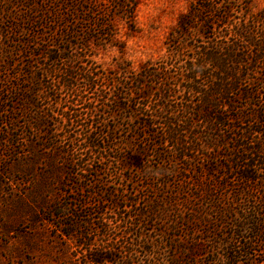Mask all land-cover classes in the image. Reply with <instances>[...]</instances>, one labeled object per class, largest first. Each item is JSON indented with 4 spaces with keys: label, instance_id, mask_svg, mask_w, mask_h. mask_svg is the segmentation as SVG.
Returning <instances> with one entry per match:
<instances>
[{
    "label": "trees",
    "instance_id": "16d2710c",
    "mask_svg": "<svg viewBox=\"0 0 264 264\" xmlns=\"http://www.w3.org/2000/svg\"><path fill=\"white\" fill-rule=\"evenodd\" d=\"M44 1V4H39L35 0H17V5L23 6L24 10H20L22 13L17 14L18 17L14 18L17 19L13 28L14 35L19 38L16 43L20 44L19 47H23L27 52L28 49L38 48L39 44L38 42L31 43L30 39L25 37H29L32 32L44 37V31H51L52 37L46 42V46H42L44 50L38 56L46 57L49 63V70H46L47 75L49 76L50 73L59 74L58 85H63L69 96L73 100L77 99L83 108L80 110L69 106L57 114L53 109H50L52 114L41 110L37 102L41 88L40 90L33 88L35 86L33 79L31 80L34 82L32 86L19 89L21 96L19 101L10 100L11 95L14 94L13 90H17V88L14 83H11L10 78H7L6 73L11 69L17 70L19 64L15 62L16 53L9 46L0 50V116H8L10 123L15 125L20 121L16 108V104H19L21 112L33 108L36 110L38 118L35 122L39 129L50 127L48 124L50 119L57 121V124H54L55 127L59 126L58 122L61 123L67 129L60 136L61 155L69 162L71 174L82 176L87 173L86 171L94 162L95 155L100 156L98 160L105 164L103 155L110 153V150L113 149L111 147L113 142L110 141V138L122 127L120 124L113 128L108 127V132L105 133L100 129L102 127L99 125L102 123L100 122L101 117L110 115L116 117L118 112L130 109L132 112L129 120L135 119L136 121L135 124L129 126V131L133 132L131 137L141 142L149 140L156 155L163 158L155 172L157 176L153 175V181L159 188L157 190L159 192L149 200V205L144 211L133 217L119 216L121 211H127L125 209L128 207H119L118 204H115L119 218L115 217L107 221H105L103 212H100L101 218L97 217L102 221V235L98 234L100 242L97 243L93 239L94 229H88V226H91L89 221L92 220H78V208L75 209V212H71L73 206L68 198L53 207L54 226L61 236L75 240L77 254L78 249L84 250L85 254L81 264H165L160 259L164 255L167 257L166 264H191V259H198L205 255L203 253H208V249L207 244L202 240L190 239V235L201 233L200 228L203 223H207L208 232H211V225L221 230L218 223L224 228L228 225L229 216L227 212L214 206L211 209L215 212L216 217L211 218L206 212L202 218V211L206 207L194 203L204 197L202 191L198 190L196 196H191L188 190L175 189L168 192L166 188L172 186L170 177H176L174 184L181 187L190 188L189 185L197 187L198 178L193 179L192 177L204 173L203 159H207L209 162H218L219 157H222L230 163L233 161L230 159H236L237 154L234 158L231 153L235 149L228 146V139L222 131V127L234 119L230 117L231 112L242 111L246 108L241 103L242 100L249 99L254 93H257L252 88L256 84L255 81L262 82L264 86V78H261L259 66L255 65H264V11L255 13L251 6V0H223L227 3V7L224 9V17L220 19V23L227 31H230V34L223 35L226 41L215 37L207 42L202 41L205 43L203 46H194L195 54L193 55L196 58L192 57L187 60V64L182 67L183 73L181 72V76L177 77L176 74H173L169 60L176 54L185 57L183 39L189 35L194 23H205L200 19V15L203 10H210L209 7L200 4L198 9L192 6L187 13L179 18L176 29L167 38L166 43L169 49H172L165 56L166 61L155 64L147 62L142 64L139 69L128 64L111 70L112 68L98 67L94 62L85 63V55L81 53L70 54L68 52L66 54L69 49L65 48L66 46L73 49H78L79 46L87 48V44L96 42L98 43L96 46L100 47L105 40H108V37H112L113 20L105 23L101 20V17L107 15V12L102 8L103 3L99 0ZM11 3L15 4L14 1ZM115 8L121 10L126 16L130 14L129 19L134 21L136 10L133 1L117 0ZM97 16L99 17L97 18ZM87 22L94 24L91 27H83ZM213 25L215 24L212 23V26H209L205 23L204 28L212 30ZM231 38L232 42H229L228 40ZM35 55L37 56V54ZM252 65H254V69L251 71L257 73L256 77L251 79L246 76L244 78L243 71H250ZM29 68H32V65L29 64ZM1 75L5 76V80ZM28 75H25L27 77L24 79L25 82H29ZM12 77L20 81L22 76L15 73ZM149 79L160 81L163 84V87L158 90L161 93L156 108H153L149 102L154 96L152 84L150 86L147 84ZM185 83L187 86H184L182 90L181 87ZM243 86L246 87L244 90L241 88ZM235 88H239L240 95L235 94ZM45 89L55 92L58 88L51 80ZM112 89L115 91L114 93L110 92ZM87 94H92L93 98ZM112 97L115 99L111 100ZM236 97H238L237 100ZM46 99L52 100L48 96ZM137 99L145 101L142 107L132 108L129 106L132 100ZM146 102L147 104H145ZM10 103L15 106L11 107ZM54 103L58 105L57 100ZM113 104L116 105L117 111L108 112L107 108ZM12 113L16 116H13ZM83 121H87L88 124L86 125L85 138L81 139L74 136L73 133H84L81 125ZM48 134H50L49 130H45V135ZM54 135L59 134L54 133ZM240 138L243 137L240 136ZM50 141L51 148L56 150L58 142H53L52 138ZM221 143L226 146L222 149L225 150V154L220 153L222 151L220 150ZM242 151H247L244 146H242ZM144 153H146V149H143ZM115 161L120 164L122 170L134 171L136 169L138 173L145 174L147 178H149L148 174L151 176L153 173L150 166L144 165L142 153L137 151L135 144L130 154L124 155L123 158L115 157ZM199 165L202 166L201 170H198ZM223 165L226 167L221 161L218 168L222 169ZM254 167L247 162L244 168L246 179H251L254 171H258ZM72 170L77 172L74 173ZM75 185L81 187L80 182L73 183L70 186L73 192ZM75 189L79 191V188ZM209 196L214 201L218 199L212 194ZM134 205L137 206V202H134L131 207ZM186 214H189L190 217ZM90 215L93 216V214ZM196 215L199 218H196ZM136 218L147 219L162 225L167 223V218L170 220L171 225L159 230V235L163 238L166 236L170 243L168 256L155 244L154 240H149V238L147 241L150 247L148 249L144 247L140 251L141 241L136 238L131 240L130 231L128 232L125 228L120 231L122 234L117 235V228L122 224H127L128 219L134 222L129 223L130 227H135ZM262 225L261 222H258L257 232L263 231V229L261 230ZM184 230L189 233L186 237L175 234ZM140 239L142 240V237ZM138 241L139 244H137ZM222 241L225 244L226 241ZM225 245L227 247L223 254L226 259L225 264L227 262L233 264L244 246L235 243ZM77 254L75 258L78 261L80 257Z\"/></svg>",
    "mask_w": 264,
    "mask_h": 264
},
{
    "label": "rangeland",
    "instance_id": "374dc122",
    "mask_svg": "<svg viewBox=\"0 0 264 264\" xmlns=\"http://www.w3.org/2000/svg\"><path fill=\"white\" fill-rule=\"evenodd\" d=\"M12 1L15 2L14 5ZM99 1L103 3L102 8L107 12V15L101 17L102 22H109L111 19L114 22L112 37H108V40H105L100 47L96 46L98 45L96 42L87 44V48L80 46L78 49L68 46L65 48L69 49L66 54L68 52L70 54L81 53L85 55V63L94 62L96 66L104 69L115 70L118 66L128 64L139 69L147 62L155 64L166 61L165 56L172 49H169L166 43L167 38L176 29L179 18L192 6L198 9L200 4L209 7L210 10L202 11L200 19L209 26H212V23L215 25L212 30H205V23H194L189 35L183 39L185 57L176 54L169 60L173 74L177 77L181 76V72L183 73L182 67L187 64V60L192 57L196 58L193 55L195 54L194 46H203L205 43L202 41L207 42L215 37L225 40L223 35L230 34V31H227L220 23V19L224 17V9L227 7V3L223 0H131L135 3L134 21L129 19L130 14L126 16L121 10H116L117 0ZM35 2L45 3L44 0H35ZM17 3V0H0V50L10 46L16 53L15 62L19 64L17 70L11 69L6 73L7 78L9 77L11 83H14L17 88L13 90L14 94L11 95L10 100L19 101L21 98L19 89L32 86L35 82L33 88L35 90L41 88L37 99L41 110H46L49 114H52L50 109L55 110L57 114L69 106L82 110L83 106L78 103L77 99L73 100L64 86L58 85L59 74L47 75L46 70H49V63L46 57L38 56L44 50L42 46H46V42L52 37V32L44 31V37L32 32L29 37H25L30 39L31 43L38 42L39 44L38 48L28 49L27 52L16 43L19 38L14 35L13 28L17 21L14 18L22 13L20 10H24V7ZM251 6L255 13L264 11V0H251ZM93 24L87 22L83 27H91ZM34 30L37 29L34 28ZM228 41L232 42V38ZM29 64L32 68H29ZM255 65L259 66L261 78H264V65ZM253 69L254 65L250 67V71H243L244 78L246 76L251 79L255 78L257 73L252 72ZM15 73L22 76L20 81L12 77ZM26 74H29V82L24 81L27 79ZM1 76L5 80V76ZM32 79L34 82L31 81ZM51 80L57 85L58 89L55 92L45 89ZM255 82L252 88L257 93L249 99L242 100L241 103L246 108L242 111L231 112L230 117L234 119L222 127L228 139V146L235 149L231 151L232 157L235 158L237 154L236 159H230L234 163L222 157H219L218 162L203 159L204 173L192 177L193 179L198 178L197 187L193 185H189L190 188L181 187L174 184L176 177H170L172 186L166 188L168 192L175 189L188 190L191 196H196L198 190L202 191L204 197L194 202L196 205L206 207L202 211V218L206 212L211 218H215L216 214L211 209L214 206L227 212L229 216L228 225L224 228L218 223L221 230L211 225V232H208L207 223H203L200 228L201 233L190 235V239L202 240L207 244L208 249V253H203L205 255L198 259H191V264H225L226 259L223 254L227 249L225 244L229 243L244 246L233 264H264V86L262 82ZM147 84L149 86L152 84L154 96L149 102L153 108H156L161 93L158 90L163 87V84L150 79L147 80ZM184 86H187L186 83L181 87L182 90ZM244 86L241 87L243 90L246 88ZM110 92L115 91L112 89ZM234 92L236 95L241 94L239 88H235ZM47 96L52 100H47ZM87 96L93 98L92 94H87ZM113 99L115 97L111 100ZM55 100L58 101V105H55ZM140 100H132L129 106L142 107L145 101ZM10 105L15 106L13 103ZM16 108L20 121L15 125L10 123L8 116H0V264H81L85 252L78 249L77 254L75 240H69L57 231L52 221L53 207L68 198L73 206L71 212H75L78 208V220H92L89 221L91 226H88V229H94L93 239L98 243L101 240L98 234L102 235V221L97 218H101L100 212H103L105 221L118 217V211L115 209V204H118L119 207H128L125 209L127 211H121L119 216L133 217L144 211L149 205V200L158 194L159 188L153 181V175L157 176L155 172L163 158L156 155L149 140L141 142L131 137L133 132L129 131V126L135 124L136 121L135 119L129 120L132 110L128 109L118 112L116 117L110 115L100 119L102 122L99 124L102 125L100 129L105 133L108 132V127L113 128L118 124L122 126L120 131L110 138L113 142L111 144L113 149L110 153L103 155L105 164L98 160L100 156L95 155L94 162L86 171L87 173H82L84 174L82 176L73 175L69 169L71 168L69 162L61 155L60 136L67 129L59 122V126L55 127L54 124H57L55 119L48 121L50 127L39 129L35 122L38 116L34 108L26 112L19 111L21 110L19 104H16ZM107 111L116 112V105H111ZM87 124V121L81 122L84 133L72 132L73 135L81 139L85 138ZM45 130H49L50 134L45 135ZM54 133L59 135L55 136ZM51 138L53 142H58L56 150L51 148ZM134 144L137 151L142 153L144 165L153 169L152 175L148 174L149 178L145 174L138 173L136 169L134 171L122 170L120 164L115 161V157L123 158L124 155L130 154ZM242 146L247 151L243 152ZM224 147H226L225 144L221 143L220 150ZM143 149H146L144 154ZM220 153L225 154V150ZM246 160L249 165H254V168L258 170L254 171L249 180L245 178ZM221 161L226 167L223 165L224 167L219 169ZM202 166L199 165L198 170H201ZM72 172L77 171L72 170ZM79 182L81 187L75 185L73 192L70 186ZM75 188H79V191ZM211 194L218 198L217 201L210 198ZM182 197L185 196L182 195ZM134 202L138 205L131 207ZM186 215L189 216V214ZM196 218L199 216L196 215ZM130 222L133 221L128 219L127 224H122L117 228V235L122 234L120 231L125 228L128 232L130 231L131 240L136 238L141 241L140 251L144 247L146 249L150 247L147 241L149 238V240H154L155 244L168 256L170 243L166 236L163 238L159 235V230L171 225L168 218L165 225L143 218L135 219V227H130ZM258 222L263 224L261 232H257ZM175 234L186 237L189 233L184 230ZM222 240L226 241L225 244ZM76 254L80 257L78 261L75 258ZM141 256H143L142 253ZM160 259L166 264L165 255ZM227 264L231 263L227 262Z\"/></svg>",
    "mask_w": 264,
    "mask_h": 264
}]
</instances>
